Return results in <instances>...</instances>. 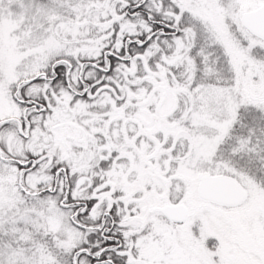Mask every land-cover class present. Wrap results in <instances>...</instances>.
<instances>
[{"label":"snow or ice","instance_id":"1","mask_svg":"<svg viewBox=\"0 0 264 264\" xmlns=\"http://www.w3.org/2000/svg\"><path fill=\"white\" fill-rule=\"evenodd\" d=\"M0 264H264V0H0Z\"/></svg>","mask_w":264,"mask_h":264}]
</instances>
